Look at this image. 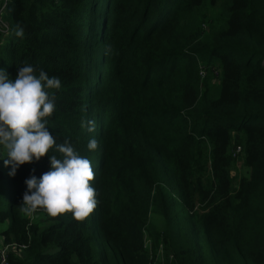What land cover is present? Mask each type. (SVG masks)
<instances>
[{
	"label": "trees",
	"instance_id": "16d2710c",
	"mask_svg": "<svg viewBox=\"0 0 264 264\" xmlns=\"http://www.w3.org/2000/svg\"><path fill=\"white\" fill-rule=\"evenodd\" d=\"M1 6L0 68L59 78L46 127L91 161L97 193L82 220H31L24 181L61 154L0 167V236L23 245L8 264H264V0Z\"/></svg>",
	"mask_w": 264,
	"mask_h": 264
},
{
	"label": "clouds",
	"instance_id": "9594fccd",
	"mask_svg": "<svg viewBox=\"0 0 264 264\" xmlns=\"http://www.w3.org/2000/svg\"><path fill=\"white\" fill-rule=\"evenodd\" d=\"M10 33L23 38L24 28L17 24ZM60 87L59 78L49 77L43 69L27 63L17 68L14 79L0 68V147L3 156L8 157L5 166L11 165L10 176L15 175L20 165L38 161L49 149L60 153L61 158L49 156L50 169L39 179L31 175L24 181L21 211L31 215L43 209L51 216L71 212L74 218L82 220L97 204L96 190L90 184L95 177L91 161L80 156L68 139L56 144L46 127L47 118L55 109L50 90ZM87 126L93 131L94 121H88ZM81 127H85L83 120ZM87 147L97 149L98 141L90 139Z\"/></svg>",
	"mask_w": 264,
	"mask_h": 264
},
{
	"label": "built area",
	"instance_id": "2783aa9c",
	"mask_svg": "<svg viewBox=\"0 0 264 264\" xmlns=\"http://www.w3.org/2000/svg\"><path fill=\"white\" fill-rule=\"evenodd\" d=\"M2 6L0 5V13L2 11ZM242 148L240 145H236L232 151V157L238 158ZM43 210V209H38ZM23 245H17L16 243H4L3 238L0 236V264H8V255L10 253L18 254L19 256L22 255L21 249ZM21 253V254H20Z\"/></svg>",
	"mask_w": 264,
	"mask_h": 264
},
{
	"label": "rangeland",
	"instance_id": "374dc122",
	"mask_svg": "<svg viewBox=\"0 0 264 264\" xmlns=\"http://www.w3.org/2000/svg\"><path fill=\"white\" fill-rule=\"evenodd\" d=\"M5 153H4V150L2 149V147H0V156H3ZM4 160H5V156H3V157H0V167H2V166H4ZM240 162V160H238L237 161V166H236V168L234 169V171H233V173H235V174H238V173H241V172H243L244 173V169L243 168H241L242 166H241V164L239 163ZM241 166V167H240ZM239 170H240V172H239ZM4 187H5V191H4V193L2 194V192H1V194H0V197L2 198V199H4L3 201H4V204H3V209H5V206H6V199H7V188H6V186H5V184H4ZM42 213V212H44V210H38L37 209V211L36 212H34L33 214H31V215H28L29 217H30V219L31 220H35L37 217H39V216H41L39 213ZM39 218H42V216L41 217H39ZM5 226H4V224H1L0 223V230L1 229H3ZM21 254V253H20ZM17 256H19L18 254H17ZM20 257V256H19Z\"/></svg>",
	"mask_w": 264,
	"mask_h": 264
},
{
	"label": "crops",
	"instance_id": "0c3cea01",
	"mask_svg": "<svg viewBox=\"0 0 264 264\" xmlns=\"http://www.w3.org/2000/svg\"><path fill=\"white\" fill-rule=\"evenodd\" d=\"M263 64H264V60H263ZM239 163H241V161Z\"/></svg>",
	"mask_w": 264,
	"mask_h": 264
},
{
	"label": "water",
	"instance_id": "95a60500",
	"mask_svg": "<svg viewBox=\"0 0 264 264\" xmlns=\"http://www.w3.org/2000/svg\"><path fill=\"white\" fill-rule=\"evenodd\" d=\"M1 2H2V0H0V5H1Z\"/></svg>",
	"mask_w": 264,
	"mask_h": 264
},
{
	"label": "bare ground",
	"instance_id": "6f19581e",
	"mask_svg": "<svg viewBox=\"0 0 264 264\" xmlns=\"http://www.w3.org/2000/svg\"><path fill=\"white\" fill-rule=\"evenodd\" d=\"M148 247V246H147ZM157 257V256H156Z\"/></svg>",
	"mask_w": 264,
	"mask_h": 264
}]
</instances>
